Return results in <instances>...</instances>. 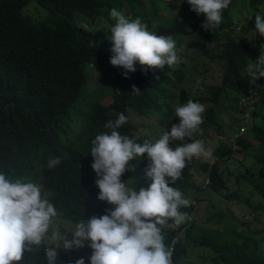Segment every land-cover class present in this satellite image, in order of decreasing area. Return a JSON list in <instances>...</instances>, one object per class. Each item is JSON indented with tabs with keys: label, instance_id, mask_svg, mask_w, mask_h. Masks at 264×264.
Segmentation results:
<instances>
[{
	"label": "trees",
	"instance_id": "obj_1",
	"mask_svg": "<svg viewBox=\"0 0 264 264\" xmlns=\"http://www.w3.org/2000/svg\"><path fill=\"white\" fill-rule=\"evenodd\" d=\"M183 1L0 0V171L12 179L23 178L25 182L43 185L42 195L57 208L58 218L65 224L62 231L69 238L80 219L99 217L111 207L97 198L99 189L91 168V140L107 131L104 124L108 120L117 119L123 112L128 122L119 131L143 143L147 139L136 133H153L152 128L141 130L152 118L162 117L158 121L160 126L168 123L172 104L178 100L182 105L189 99L205 105L202 137L206 148H212L219 157L214 163L203 161L204 170L209 172L207 188L226 193L222 202L227 204L237 199L243 201L240 191H228L225 178L230 168L225 162L233 159L234 149H228L223 138L221 145L212 143L209 131H220L223 135V117L231 116L227 121L229 127L235 126L234 134L240 133L245 128L241 122L246 107L254 106L252 114L256 121L234 145L243 146L238 149L242 152H252L255 161L249 167L238 163L244 169L235 176L238 184H251L253 191L264 199V114L261 113L264 89L251 85L245 72L249 59H258L264 38L257 33L253 17L250 20L248 15L239 14L242 9L251 10L253 16L264 11V0H232L223 13V23L213 31L204 30L201 24L205 17L191 15L188 3ZM119 3L126 14L141 18L150 31L172 36L178 55L187 53V59H181L173 68L165 66L163 71L149 70L147 74L137 64V71L129 73L130 78L126 79L123 69L110 64L111 42L101 40L96 30L103 13L109 19L110 10ZM153 23L158 26L153 28ZM251 31L256 33L254 41L249 36ZM196 35L203 40H193ZM194 51L198 54L196 59L209 60L206 66L220 71V81L206 78L205 86L200 84L197 89L190 85L191 75L201 69L194 63L196 59L190 58ZM256 83L264 85V77ZM133 86L141 94H133ZM254 91L255 97L249 99ZM56 157L61 158V164L48 169L47 161ZM148 163L146 154L132 160L134 170L126 172L122 181L129 180L136 191L146 189L151 183L145 174ZM188 167L169 186L177 188L192 202L180 209L191 218L196 207L189 194L192 189L201 193L206 187L196 182ZM195 199L200 200L199 195ZM253 212H262L264 220V208H254ZM215 214L205 222L204 218L198 223L191 218L179 227L170 225L164 230L165 244L173 249V264H264L259 252L264 228L245 237L233 229L231 220L239 221V218H232L226 212ZM251 245L253 256L247 257L245 247ZM194 250L202 255L193 260L190 253ZM91 253L87 246L71 252L61 250L59 260L61 264H75L76 259L84 257L85 264H90ZM21 264H46L43 249L39 253H25Z\"/></svg>",
	"mask_w": 264,
	"mask_h": 264
},
{
	"label": "clouds",
	"instance_id": "obj_2",
	"mask_svg": "<svg viewBox=\"0 0 264 264\" xmlns=\"http://www.w3.org/2000/svg\"><path fill=\"white\" fill-rule=\"evenodd\" d=\"M187 3L191 11L205 17L201 27L213 31L223 23V13L232 0ZM109 16L114 21L108 36L112 45L110 64L123 69L126 79L130 78L129 73L137 71V64L147 74L149 70L163 71L165 66L173 68L181 63L172 36L157 35L141 18L126 17L115 7ZM157 26L153 23L152 27ZM255 29L264 38V11L256 12ZM245 72L251 85L264 89V85L256 83L264 77V44L260 45L258 59H249ZM155 78L158 80L159 76ZM132 93L139 95L141 91L133 86ZM249 98H253V92ZM250 107L254 106L246 107L244 118L249 117ZM205 111L204 104L191 99L176 106L179 123L172 124L170 131L163 132L155 142L137 143L121 134L119 129L128 122L123 112L117 119L108 120L104 124L107 131L91 140L90 155L99 189L97 198L111 207L99 217L93 215L76 222L70 238L61 231L57 208L42 195L43 185L25 182L23 178L12 179L0 171V264H21L25 253H39L41 249L46 264H61V250L71 252L85 246L92 250L90 264H173V249L166 246L163 233L170 225L179 227L189 218L180 209L192 202L169 185L181 178L194 158L213 157V149L194 138L204 122ZM145 154L149 160L145 174L151 183L136 191L129 180L122 181V176L134 170L132 160ZM61 162L60 157L52 158L46 166L55 169ZM75 264H85V258L76 259Z\"/></svg>",
	"mask_w": 264,
	"mask_h": 264
},
{
	"label": "rangeland",
	"instance_id": "obj_3",
	"mask_svg": "<svg viewBox=\"0 0 264 264\" xmlns=\"http://www.w3.org/2000/svg\"><path fill=\"white\" fill-rule=\"evenodd\" d=\"M184 1L187 2V0H184ZM118 5L119 6H116L115 8H117L120 11H123L125 13L126 17H131V18L135 19V17H133L132 14H130V13H129V15L126 14V10H124L121 7L120 3ZM243 5H246V4L242 3V6ZM188 6L190 8L189 4H188ZM245 7L249 8L248 5H246ZM164 12H165V10H164ZM167 12L170 13L169 10L168 11L166 10L165 13H167ZM238 13H239V9H238ZM239 14L241 16H242V14H244L245 16L248 15V17H250V18L253 17V19H255V13H254V16L251 15V10L248 11V10L242 9V13H239ZM191 15L196 16V13L192 11ZM200 16L202 17L203 15H200ZM112 22L113 21L110 19V17L108 19V17L103 13L102 19H100V21L96 25L97 26V28H96L97 34L101 40L109 41V39H108V36L110 35L109 26L112 25ZM197 36L198 35H196V37ZM249 36L252 37V40L254 41L256 38L255 31H251L249 33ZM196 39L201 41V40H203V37L199 36L197 38H195V37L193 38V40H196ZM186 54L187 53H182V54H179V56L181 57L182 60H186L187 59ZM197 57H198V54L196 51H194L193 54L190 56V58L193 60H195ZM194 63L199 64L198 66L201 67L199 72H195L193 75H191L192 79H191L190 85H192V87L194 89H197L198 87H200V84H203L205 86L204 83L208 82V81H206V78H211V80H215V81L219 80L220 81V71L213 69L211 66H210L211 68L206 66L210 63L209 60H203V62H202L200 59H196L194 61ZM197 81L199 82V86L197 85ZM193 92H194V90H193ZM256 92H258V91L256 90ZM253 95L255 97V95H256L255 91L253 92ZM189 97H195V96L191 95ZM172 105H173V110H172L171 116L169 117L168 123L166 122L165 124L160 126L158 124V121L162 120V117H157L156 119H154V118L149 119V121H150L149 124L146 127H143L141 130L146 131V130H149L152 128L153 133H150V132L148 133L147 131H146V133L145 132L143 133V131H138L136 133V135L137 136H144L143 137L144 140L147 139L150 142H155L157 139H159V137L163 134V132L171 129L172 124H178L179 118L175 117V107L178 105H182V103H180V101L178 100V101L174 102ZM248 106H252V105H248ZM261 113L264 114V106L261 108ZM240 117L242 118L241 114H238V118H240ZM229 118H232V117L231 116H224L223 117V123L225 125V130L222 132L223 135H221L220 131L219 132L218 131H212V129L209 131L210 134L209 133L208 134H209V137L214 142V144L221 145V143H220L221 138H223L224 140H226L225 144L226 143L228 144L227 148L228 149H231V148L234 149L233 159L228 161V162H225L226 164H229L228 168L230 166L229 171L227 170V173L225 174V178L227 179L228 185H229L228 191L230 193L235 192V191H240V194H241L240 198L243 199V201L237 199V200H233L232 203L227 204L226 202H222V199L226 200L224 197V195L226 193H221V192L215 193V192H213L207 188V184L209 185V172L204 170L203 161H210V162L214 163L216 160L219 159L218 156L213 154V157L211 159L201 158V159L197 160L194 158L193 161L188 165L189 166L188 168L194 174V178H195L196 182L202 186H205L206 189H204L203 192H201V193L196 192L197 190H195V189H192V191L190 192L189 197L193 199V203H195V207H196V209H195L196 212L194 213L193 216H191V218L195 219L197 221V223L201 222L204 218V222H205L207 220V218L211 217L215 212H216V214L219 212H226L230 216H232V218H236V217L239 218V221L231 220L232 224L234 226L233 229H235L237 232L241 233L243 236L249 237V236H253V232L264 228V220L262 219V212L261 213L253 212L254 208H257V207L264 208V199L258 194V192L253 191V186L251 184L246 185L244 182L241 184H238L235 175H236V173H241L244 169L240 165L244 164V166L249 167L250 165H252L254 163L255 157H254L252 152H249V151L242 152L241 150H238V149H242L243 146H240V145L235 146L234 144H236L237 139L245 137L244 131L246 132L247 129L253 125V122H255L256 119L253 117V114L250 113L249 117L248 118L246 117L242 121L243 123L241 122V125H243L245 127L244 131L240 129L239 134H234L236 132L235 126H232L230 128L228 123H227ZM201 128H202V125L200 126V131L196 134L199 136L196 139L201 140L205 144L204 138L202 137ZM234 138H237V139L234 141ZM232 141L234 143H232ZM249 141H251L253 143V145L255 144L252 139H250ZM177 143H179V142H177ZM230 144H233V147ZM238 163H243V164H238ZM238 165L240 167H238ZM236 167H237V169H236ZM229 172H230V175L228 174ZM231 172H233V173L231 174ZM196 195L197 196L199 195L200 200L195 199ZM252 214H254V216H252ZM191 218L189 217L188 220L189 219L191 220ZM219 221H220V218H218L216 220V224L219 223ZM58 222L61 225V231H62V228L65 227V224L59 218H58ZM254 237L258 238V235L254 236ZM241 243L243 244L244 242L242 241ZM252 250H253L252 245L249 247H245V254L247 255V257L253 256ZM198 251L199 250H194L193 252L190 253L191 259L194 260L197 255H202V253H199ZM259 252L264 257V242H262L261 245L259 246Z\"/></svg>",
	"mask_w": 264,
	"mask_h": 264
},
{
	"label": "built area",
	"instance_id": "obj_4",
	"mask_svg": "<svg viewBox=\"0 0 264 264\" xmlns=\"http://www.w3.org/2000/svg\"><path fill=\"white\" fill-rule=\"evenodd\" d=\"M253 108H254V107H250V108L248 109V114H247V116H249L250 111L253 110Z\"/></svg>",
	"mask_w": 264,
	"mask_h": 264
}]
</instances>
